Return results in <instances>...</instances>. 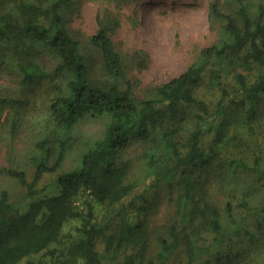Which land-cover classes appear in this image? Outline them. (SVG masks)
<instances>
[{
    "label": "trees",
    "instance_id": "1",
    "mask_svg": "<svg viewBox=\"0 0 264 264\" xmlns=\"http://www.w3.org/2000/svg\"><path fill=\"white\" fill-rule=\"evenodd\" d=\"M73 1L0 0V57L15 60L23 88L51 82L48 114L59 132L37 143L31 177L0 167L23 190L19 199L0 190V264H245L237 247L264 237V148L250 139L264 115V2L254 8L250 0H213L212 19L224 21L220 43L140 99L113 39L119 20L101 22L90 37L105 70L96 79L68 26ZM226 4L235 10L223 11ZM44 55L57 60L53 70ZM240 69L258 70L257 77ZM236 72L232 97L229 76ZM205 81L221 91L216 107L197 94ZM16 103L0 94V118ZM103 117L109 122L80 165L40 187L62 167L79 125ZM231 118L243 134L227 132ZM10 126L15 137L18 122ZM235 147L240 151L228 153ZM135 148L144 175L131 180L128 151ZM80 195L93 197L84 209L76 205ZM93 201L104 206L99 214ZM162 207L172 213L158 226ZM72 219L81 223L66 233Z\"/></svg>",
    "mask_w": 264,
    "mask_h": 264
},
{
    "label": "rangeland",
    "instance_id": "2",
    "mask_svg": "<svg viewBox=\"0 0 264 264\" xmlns=\"http://www.w3.org/2000/svg\"><path fill=\"white\" fill-rule=\"evenodd\" d=\"M73 2V6L66 11L68 26L82 41L87 62L96 79H104L105 70L102 55L90 44V37L98 32L101 22H107L111 18L119 20L120 27L113 35V39L124 59L127 78L133 85V93L140 99L151 96L157 87L180 76L198 59L203 48L220 43L222 38L224 21L213 20L209 12L213 0H74ZM259 2L264 0H250V6L257 8ZM225 10L234 11V4L224 5L223 11ZM42 60L50 70L56 67L57 60L52 56L44 55ZM14 62L13 58L0 57V94L15 97L17 100V105L7 107L3 117L0 118V167L22 168L28 170L31 177L34 169L29 164L36 155L37 143L45 138L54 140L55 134L59 133L54 129L48 114L49 103L56 90L51 87L49 81L32 88H23L15 71ZM239 71L247 73L252 80L258 74V70L247 72L240 69ZM238 73L229 76L232 97L238 87L236 77ZM62 79L61 77L56 81L61 82ZM197 94L212 102L214 107L221 97L220 89L210 90L207 81L202 84ZM262 105L264 108V101ZM231 119L227 132L233 136L243 134L244 129L240 127V123L233 122L234 118ZM260 119L258 127L261 126V130L250 139H254V143H259L264 148V115ZM13 121H17L19 125L15 137L10 135L12 130L10 125ZM108 122L109 118L105 117L84 120L74 132L60 170L47 174L39 186H49L61 172L77 168L84 153L97 138L102 136ZM244 144L247 145L242 141L241 145ZM258 148L260 147L256 145L255 148L253 145V150ZM139 151L141 150L136 148L128 151V156L131 153L134 162V169L130 174L131 180L142 178L144 175ZM239 151V147H235L228 153ZM2 189L10 191L13 199L23 196L21 186L0 172V190ZM92 199L91 195H80L76 205L84 209V201ZM93 205L97 214L104 209L103 205L95 201ZM171 213L167 212V208L162 207L156 214L154 223L158 226L163 225L169 220ZM80 223L77 219L70 220L65 226V232H75ZM251 242L247 240L237 247L241 251L244 250L243 262L264 264V237L261 236L260 240ZM99 245V249L103 250L102 244Z\"/></svg>",
    "mask_w": 264,
    "mask_h": 264
}]
</instances>
